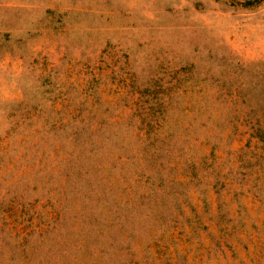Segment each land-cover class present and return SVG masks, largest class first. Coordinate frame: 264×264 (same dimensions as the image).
Here are the masks:
<instances>
[{
	"label": "rangeland",
	"instance_id": "374dc122",
	"mask_svg": "<svg viewBox=\"0 0 264 264\" xmlns=\"http://www.w3.org/2000/svg\"><path fill=\"white\" fill-rule=\"evenodd\" d=\"M264 0H0V264H264Z\"/></svg>",
	"mask_w": 264,
	"mask_h": 264
},
{
	"label": "trees",
	"instance_id": "16d2710c",
	"mask_svg": "<svg viewBox=\"0 0 264 264\" xmlns=\"http://www.w3.org/2000/svg\"><path fill=\"white\" fill-rule=\"evenodd\" d=\"M262 99H264V94H261ZM263 120V119H262ZM258 117L254 119H250L248 121H252L250 128V135L264 142V123Z\"/></svg>",
	"mask_w": 264,
	"mask_h": 264
}]
</instances>
